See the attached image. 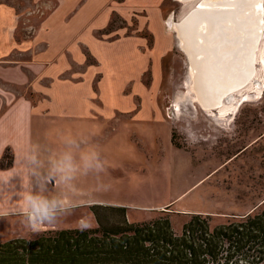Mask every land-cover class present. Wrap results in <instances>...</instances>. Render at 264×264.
Wrapping results in <instances>:
<instances>
[{
	"label": "rangeland",
	"instance_id": "1",
	"mask_svg": "<svg viewBox=\"0 0 264 264\" xmlns=\"http://www.w3.org/2000/svg\"><path fill=\"white\" fill-rule=\"evenodd\" d=\"M54 1L15 0L27 20L54 10ZM199 1L80 0L77 11L92 20L83 17L69 24L67 32L75 36L68 40L65 65L38 80L37 91L29 94L37 101L51 91L66 109L160 121L164 138L167 133L172 148L182 153L166 156L173 173L147 199L160 204L182 196L169 208L127 210V219L148 221L164 212L177 232L187 220L178 211L208 215L218 225L264 207V37L254 77L221 107L203 109L193 99L189 61L173 28ZM36 25L26 31L20 27L18 41L32 38ZM148 175L155 176L152 171ZM96 212L103 223L120 219L117 212ZM43 226L52 231L86 229L96 227V220L89 208L59 211ZM29 234L33 231L23 216L0 218L1 241Z\"/></svg>",
	"mask_w": 264,
	"mask_h": 264
},
{
	"label": "crops",
	"instance_id": "2",
	"mask_svg": "<svg viewBox=\"0 0 264 264\" xmlns=\"http://www.w3.org/2000/svg\"><path fill=\"white\" fill-rule=\"evenodd\" d=\"M53 3L54 10L31 14L27 20L15 0H0V162L5 154L10 160L9 166H0V208L15 207L25 191L66 201L65 212L94 205L140 212L174 206L182 195L160 204L147 199L173 173V162L166 156L182 153L172 148L167 133L164 138L160 121L116 118L113 111L100 114L66 109L51 91L48 98L30 99L38 80L51 77L52 71L65 65L62 59L70 52L68 40L75 36L68 34L69 24L83 21V17L92 20L77 11L80 0ZM34 23L32 38L18 41L20 27L26 31ZM68 139L76 140L78 147L65 144ZM89 150L99 152L105 171L78 175L71 185H56L49 175L51 159L71 151L74 162L79 163L81 153ZM29 153L36 154V161ZM149 171L155 176H149ZM15 216L22 215L9 211L0 218ZM50 230L42 225L33 234L0 242L28 239Z\"/></svg>",
	"mask_w": 264,
	"mask_h": 264
},
{
	"label": "trees",
	"instance_id": "3",
	"mask_svg": "<svg viewBox=\"0 0 264 264\" xmlns=\"http://www.w3.org/2000/svg\"><path fill=\"white\" fill-rule=\"evenodd\" d=\"M9 165L5 154L0 166ZM89 209L96 227L0 242V264H264V207L218 225L208 215H182L187 220L178 232L164 212L130 222L125 208ZM99 209L117 212L120 219L103 223Z\"/></svg>",
	"mask_w": 264,
	"mask_h": 264
},
{
	"label": "bare ground",
	"instance_id": "4",
	"mask_svg": "<svg viewBox=\"0 0 264 264\" xmlns=\"http://www.w3.org/2000/svg\"><path fill=\"white\" fill-rule=\"evenodd\" d=\"M173 28L189 61L193 99L203 109L221 107L254 77L263 0H200Z\"/></svg>",
	"mask_w": 264,
	"mask_h": 264
},
{
	"label": "clouds",
	"instance_id": "5",
	"mask_svg": "<svg viewBox=\"0 0 264 264\" xmlns=\"http://www.w3.org/2000/svg\"><path fill=\"white\" fill-rule=\"evenodd\" d=\"M65 144L77 146V141L68 139ZM31 160L36 161V154H28ZM105 171L104 162L100 158L99 152L89 150L82 152L80 162L73 160L71 151H63L56 158L51 159L49 175L55 180L56 185H71L78 175L89 173L100 174ZM66 201L58 198H48L39 192L25 191L17 201L15 207L10 209L0 208V216L8 215L9 211L18 212L24 217L25 222L33 231H38L40 226L52 221L59 211L64 209Z\"/></svg>",
	"mask_w": 264,
	"mask_h": 264
}]
</instances>
